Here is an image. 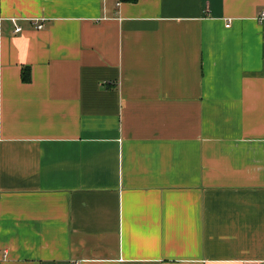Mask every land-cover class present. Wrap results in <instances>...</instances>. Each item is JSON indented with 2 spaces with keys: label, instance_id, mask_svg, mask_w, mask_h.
Here are the masks:
<instances>
[{
  "label": "crops",
  "instance_id": "crops-1",
  "mask_svg": "<svg viewBox=\"0 0 264 264\" xmlns=\"http://www.w3.org/2000/svg\"><path fill=\"white\" fill-rule=\"evenodd\" d=\"M263 11L0 0V264H264Z\"/></svg>",
  "mask_w": 264,
  "mask_h": 264
},
{
  "label": "built area",
  "instance_id": "built-area-1",
  "mask_svg": "<svg viewBox=\"0 0 264 264\" xmlns=\"http://www.w3.org/2000/svg\"><path fill=\"white\" fill-rule=\"evenodd\" d=\"M260 19H264V11L260 14ZM11 20L14 23V26H15L14 27L15 33L21 32L23 30V26L18 22V19L13 17ZM34 24H35L36 28H39V29L44 27V23L42 22V20H39V19H35L34 20ZM230 25H231V19L228 20V23H227L228 27Z\"/></svg>",
  "mask_w": 264,
  "mask_h": 264
},
{
  "label": "trees",
  "instance_id": "trees-1",
  "mask_svg": "<svg viewBox=\"0 0 264 264\" xmlns=\"http://www.w3.org/2000/svg\"><path fill=\"white\" fill-rule=\"evenodd\" d=\"M118 1H120V2H132V3H135V2H137L138 0H118ZM23 79H24L25 81L30 80V73H29V71L26 70V71L23 73Z\"/></svg>",
  "mask_w": 264,
  "mask_h": 264
}]
</instances>
